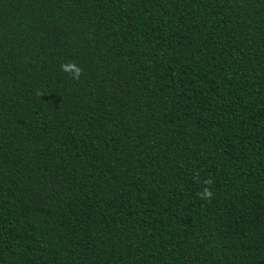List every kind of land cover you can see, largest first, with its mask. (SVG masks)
<instances>
[{
  "label": "trees",
  "instance_id": "trees-1",
  "mask_svg": "<svg viewBox=\"0 0 264 264\" xmlns=\"http://www.w3.org/2000/svg\"><path fill=\"white\" fill-rule=\"evenodd\" d=\"M0 264H264V0H0Z\"/></svg>",
  "mask_w": 264,
  "mask_h": 264
}]
</instances>
